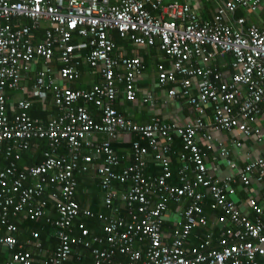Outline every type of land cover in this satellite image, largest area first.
Masks as SVG:
<instances>
[{
    "label": "built area",
    "instance_id": "1",
    "mask_svg": "<svg viewBox=\"0 0 264 264\" xmlns=\"http://www.w3.org/2000/svg\"><path fill=\"white\" fill-rule=\"evenodd\" d=\"M148 6L159 14H152ZM262 6L264 0H229L205 21L180 0H120L118 5L111 0H0V156L10 160L2 169L0 159L1 221L46 217L50 198L59 218L48 215L46 220L57 228L60 243L48 264L70 260L75 245L91 249L95 264L111 263L116 252L129 258L120 264H264V157L214 181L199 146L200 139L209 150L217 143L220 156L235 168L231 151L216 135L237 131L245 139L264 138L255 128L264 117V30L246 26L244 19L229 21L239 8L256 12ZM23 20L31 25L21 26ZM46 24L43 38L35 42L36 31ZM113 34L135 47H157L171 59L169 68H159V86H169L170 97L188 102L196 112L193 122L163 123L154 118L142 125L120 114L119 85H124L126 100L136 102V81L145 67L139 57L116 56ZM56 56L65 66L58 70L62 80L78 81L83 59L100 69L101 82L80 91L59 85L54 77ZM35 70L33 97L46 101L52 93L63 114L47 121L34 119L31 100H19V112L11 118L8 93L25 90L23 82ZM151 99L148 96L145 102ZM89 106L98 113L93 115ZM97 134L107 139L98 142ZM123 135L135 138V162L117 170L121 158L114 144ZM175 137L184 145L177 175L169 157ZM36 140L48 141L49 150L41 164L20 170L22 154ZM63 149L68 153H61ZM152 151L161 168L157 176L147 175L146 158ZM100 159L97 175L104 204L111 210L97 216L104 236H92L80 223L81 235L76 237L74 222L96 217L74 200L77 175ZM253 177L258 188L253 187ZM126 185L129 190H123ZM53 186L58 193L45 198ZM240 189L248 194L246 203L255 217L234 201ZM207 203L222 214L217 218L221 235L217 246L211 236L192 246L193 231L209 226ZM171 204L180 209L174 229L167 232L163 228ZM15 229L10 223L9 234L0 236V252L8 253L0 264H34L30 252H16L21 246L11 235ZM106 244L107 248L99 247Z\"/></svg>",
    "mask_w": 264,
    "mask_h": 264
},
{
    "label": "crops",
    "instance_id": "2",
    "mask_svg": "<svg viewBox=\"0 0 264 264\" xmlns=\"http://www.w3.org/2000/svg\"><path fill=\"white\" fill-rule=\"evenodd\" d=\"M182 3L189 4L198 16L205 21H211L216 14L220 5L225 4L229 0H180ZM113 5H118L120 0H111ZM149 11L154 14L158 15L159 12L155 11L151 6H148ZM239 19L246 20V26H256L261 30H264V6L260 7L258 11L253 12L244 8H239L236 13L229 18L230 22H236ZM21 26L31 25V22L23 20L20 22ZM48 29V25H44L41 29H38L35 33V42H39ZM115 42L120 40L117 43V52L116 56H123L126 58H134L139 57L143 61L144 64V71L138 77L136 81V85L138 88V99L136 102H128L125 97L124 92V85H119L120 87V95L119 100L116 104V107L120 114H123L125 117L131 119L132 121L138 124H149L153 122L154 118H158L163 123H178V124H186L188 122H193L196 118V112L194 109L186 102V100L179 99V98H172L168 95V91L171 89L169 86L165 88H161L158 82V74L160 66L170 67L171 66V59H169L163 52L157 47H135L133 46L128 40L125 39H118L116 34H113ZM86 51L83 52L82 55L85 54ZM227 60V59H226ZM58 58L55 59L54 63V77L56 81L64 83L63 81L59 80V72L64 65L58 62ZM81 64L78 66V70L81 73V77L76 82H68L67 85L72 88L74 91L80 90H90L95 84L101 82V75L100 69H93L83 60L79 59ZM228 63V61H227ZM228 67V66H227ZM226 67V70L229 68ZM37 70V69H36ZM36 70L33 73L29 74V78L27 77L23 82V86L25 90H15L9 91V114L10 117L13 118L15 114H18L19 110H17L16 106L19 100H31L32 107L30 110V114L34 119H38L41 121H47L51 117L57 116L55 114H63L59 112L57 107L54 104L53 94H49V98L46 101H41L33 97L32 91L33 86L37 82L36 78ZM151 96L152 99L149 102H145V99ZM90 111L93 115L98 113L97 109L94 106H89ZM46 114V120L43 119V116ZM211 116V112H209ZM209 122V120H208ZM256 129L260 130V134L264 136V117H260L255 125ZM212 134H214L212 132ZM216 135V134H215ZM216 139L220 142H223L225 147H227L231 151V160L236 164V167L233 168L231 165L227 163V160L222 158L219 153V149L217 147V143L214 145V149L209 150L207 148V144L200 139V145L203 151L206 154V165L209 170V174L214 181H222L226 178L237 174L241 171L244 166L248 163L249 160L254 159L257 156L264 157V138L262 142H259L258 139L253 136L249 139H245L239 135V132L234 131L233 133H222L217 134ZM95 139L98 142L105 141L107 138L104 135L97 134ZM134 136L130 135H123L122 138L114 144L115 150L117 153L123 157L124 165L127 166L135 162L134 160V152L132 141H134ZM235 141H239L241 146H237ZM47 151V150H46ZM183 153V144L179 137H175L173 142V151L170 154L172 164V170H177L182 166V162L180 160V155ZM45 155V153H44ZM43 150L41 151L39 147V143L34 142L32 148L27 152L22 154L21 160L18 162V168L21 170L34 167L37 165L38 161L42 160ZM178 158V159H177ZM1 159V168L7 167L10 165V160H6L3 156H0ZM100 160H95L90 166L89 170L86 173L79 174L78 177V193H80V189H82L79 198V204L83 208H99L104 211V196L105 194L99 191V177L97 175V168L101 163ZM179 163V164H178ZM148 167L147 172L151 174L161 173V168L154 163L153 156L148 157ZM156 170V172H154ZM177 175V173L175 174ZM253 187L258 188L259 184L253 177ZM174 184H178L177 178L173 180ZM98 189V191H96ZM56 191L58 193L57 186H53L47 192V196H51L52 193ZM247 193L245 190L240 189L238 191V195L235 197L234 201H236L241 208V210L246 214H251L252 217V209L246 203ZM48 200H51L50 198ZM52 201V200H51ZM53 202V201H52ZM208 203L205 204V211L209 218V226L208 228L204 229H197L193 231L192 234V246H198L200 239H204L206 237H213L215 240V245L217 246L218 238L217 233L219 232L217 228L221 229L222 225L217 223V218L221 216V212L218 210H214L213 208H208ZM50 208L48 210L49 218L56 220L59 218V214L57 211L56 204L53 202L49 205ZM180 209V206L175 204H171L167 213V218L164 223V230L171 231L174 229V222L178 218L177 213ZM105 212V211H104ZM25 217H21L19 220L20 222L23 221ZM82 218L77 219L73 224L74 236H80V231L78 225L81 222ZM99 223V222H98ZM103 224L100 222L98 226V230L102 232V234H94L91 232L92 236H104V232L102 230ZM89 227V226H88ZM91 229V228H90ZM205 230V231H204ZM27 231V229H26ZM204 231V232H203ZM218 231V232H217ZM39 234L43 235L41 238L34 244V243H26L22 244L24 246L23 250L30 249L32 250L31 254L37 260V263L41 264H48V258L52 256L55 251L57 250L60 240L58 237V230L55 226L50 225L47 220L43 223V226L39 228ZM221 235V234H220ZM83 245H75L73 246V255L71 259L66 263L73 261L74 259L82 258L85 260L86 256H89L88 248L85 249ZM101 248H107L108 244L100 245ZM26 248V249H25ZM19 249H22L19 248ZM2 256V257H1ZM8 256L7 251L1 250L0 257L2 260H6ZM92 257V256H91ZM43 261H41V260ZM128 256L123 255L119 252H116L115 256L111 263H104V264H120L126 263L128 261ZM4 260V261H5ZM47 260V261H46ZM93 262L95 261L94 255L92 257ZM0 262L1 261L0 259ZM95 264V262H94Z\"/></svg>",
    "mask_w": 264,
    "mask_h": 264
},
{
    "label": "trees",
    "instance_id": "3",
    "mask_svg": "<svg viewBox=\"0 0 264 264\" xmlns=\"http://www.w3.org/2000/svg\"><path fill=\"white\" fill-rule=\"evenodd\" d=\"M44 36V35H43ZM116 37L118 38V39H121L122 40V38H120V36L118 35V34H116ZM119 41L120 40H117L116 42H118L119 43ZM57 58V56L55 57V59ZM41 68V65H37L36 66V69L38 70V69H40ZM119 89H120V87H119ZM120 99V98H119ZM118 102V101H117ZM117 102H116V104H117ZM117 108V107H116ZM211 112V111H210ZM59 114V113H58ZM58 114H55V115H58ZM31 115V114H30ZM47 116H46V114L43 116V119L44 120H46L47 118H46ZM135 139V138H134ZM36 143H39V147H40V149H41V151L43 150V156H42V160L44 159V153L46 152V150L48 151L49 150V144H48V141H46V140H36ZM115 148V147H114ZM61 153H65V154H67L68 153V151L66 150H62V152ZM120 156V155H119ZM120 158H121V165H120V167H118L117 168V170H119V169H121L122 167H124L125 165H124V159H123V157H121L120 156ZM178 159V158H177ZM41 160L40 161H38L37 163V165H39V164H41ZM179 164V163H178ZM37 165H35V166H37ZM21 170V169H20ZM173 171V173H174V175L177 173V170H172ZM154 172H156V170H154ZM78 177H79V175H77V179H78ZM79 181V180H78ZM99 191L101 190V192L102 193H104V191H103V189L101 188V185H100V180H99ZM78 187H79V184H78V186H77V191H76V194H75V198H74V200H75V202H77L78 204H79V198H78V195H80V193H81V191H82V189H80L79 191H80V193H78ZM126 189V186H124L123 187V190H125ZM96 191H98V189H96ZM45 198H47V194H46V196H45ZM47 201H48V205H47V207H46V210H47V212H48V210H49V208H50V204H52L53 202L51 201V200H48L47 199ZM104 206H105V208H104V211H102V213H101V210L99 209V208H83L82 206H81V204H79V207H80V209L82 210V211H84L85 209L87 210H90V211H92L93 213H95V215H96V217H94V218H82V217H80V218H82V220H81V222H78V223H84L85 224V226L92 232V233H94V234H102V232L101 231H99L98 230V226H99V223L101 222L98 218H97V216L99 215V214H103V215H109L110 214V212H111V210L110 209H108L107 207H106V205L104 204ZM206 209H210V203H209V205H208V208H206ZM253 213V212H252ZM49 215V214H48ZM48 215L46 216V217H42V218H40V219H37V220H31L30 218H25V219H23V221H21L20 222V220L19 219H17V218H9L8 219V221H6V222H2L1 221V218H0V236H7L8 234H9V231L7 230V226H8V224H10V223H13L14 225H15V231L13 232V233H11V235H13L15 238H16V240L18 241V245L19 246H21L22 247V249H16V252H18V251H22V252H30V253H32L31 251L32 250H30V249H27V250H23V248H24V246H22V244H26L27 242L30 244L31 242L32 243H36L39 239H40V236H41V238H43V235L42 234H39V228L41 227V226H43V223L46 221V219H47V217H48ZM253 216H254V213H253ZM57 220V219H56ZM99 222V223H98ZM89 226V227H88ZM56 228V227H55ZM91 228V229H90ZM26 229H27V231H26ZM102 230H103V226H102ZM206 230V229H205ZM204 230V231H205ZM217 230L219 231H217L218 233V235H217V237H219L220 236V234H221V232H222V230L221 229H219V228H217ZM203 231V232H204ZM85 248V247H84ZM26 249V248H25ZM85 249H87V248H85ZM88 250H89V252H88V254H89V256H86L85 257V260H82V258L81 257H79V259H74L73 261H71V262H69V264H94V262H93V260H92V257H93V254H92V251H91V249H89L88 248ZM92 256V257H91ZM2 257V256H1ZM0 257V259H1V261H4V260H2V258ZM34 258V257H33ZM37 259L36 258H34V264L36 263L35 261H36ZM41 260V259H40ZM49 260V259H48ZM42 261V260H41ZM47 261V260H46ZM69 261V260H68ZM68 261H66V262H64L63 264H66ZM43 262V261H42ZM48 262V261H47ZM37 264H41V263H37Z\"/></svg>",
    "mask_w": 264,
    "mask_h": 264
},
{
    "label": "bare ground",
    "instance_id": "4",
    "mask_svg": "<svg viewBox=\"0 0 264 264\" xmlns=\"http://www.w3.org/2000/svg\"><path fill=\"white\" fill-rule=\"evenodd\" d=\"M62 65H63V64H62ZM64 67H65V66H64ZM64 67H62V68H64ZM59 80H61V81L64 82V83H62V84H61V82H58L59 85H65V86H68V85H67L68 82L62 80L61 78H60ZM69 88L72 90L71 87H69ZM73 91H74V90H73ZM54 104H55V102H54ZM78 105H80V103H79ZM55 106H56V104H55ZM56 107H57V106H56ZM57 109H58L59 112H62L58 107H57ZM62 113H63V112H62ZM60 115H62V114H60ZM60 115H57V116H54V117H58V116H60ZM181 141H182V140H181ZM182 144H183V141H182ZM143 146H148V144H147V143H143ZM199 146H200V148H201L200 142H199ZM172 151H173V144H172ZM172 151H171V153H172ZM171 153H170V154H171ZM183 153H184V145H183ZM170 154H169V157H170ZM151 156H153L154 163L157 164V166H159V165H160L159 162L156 161V159H155V153L152 151V152H150L149 156H147V158H146V161H147V167L149 166V165H148V157H151ZM170 159H171V157H170ZM180 160H181V157H180ZM181 161H182V160H181ZM147 175H154V176H157V175H159V173L151 174L150 172H149V173L147 172ZM128 187H129V186L126 185V189H125V190H129Z\"/></svg>",
    "mask_w": 264,
    "mask_h": 264
}]
</instances>
